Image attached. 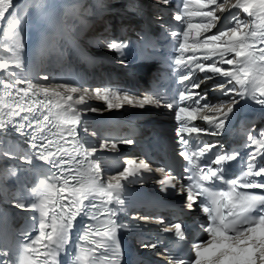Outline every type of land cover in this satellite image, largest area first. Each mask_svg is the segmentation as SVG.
I'll return each mask as SVG.
<instances>
[{
	"label": "snow or ice",
	"instance_id": "snow-or-ice-1",
	"mask_svg": "<svg viewBox=\"0 0 264 264\" xmlns=\"http://www.w3.org/2000/svg\"><path fill=\"white\" fill-rule=\"evenodd\" d=\"M169 4L170 0H156L153 6ZM33 7L46 25L34 54V62L40 63L60 33L52 27V5L45 0H33ZM14 8V0H0V22L7 20L11 40L2 46V52L8 55L0 54V73L10 77L0 76L3 89L0 135L15 131L25 136L26 130H31L32 152L17 156L0 149V157L19 159L35 167H40L35 161H42L49 166L43 170L46 179H40L31 189L35 200L29 202L22 191L10 193L2 187L8 177L19 181L16 168H8L0 175V191L5 199L21 210L38 214V218L32 217L34 224L38 223L37 234L31 237L26 231L21 232L25 241L19 248L18 264H57L59 254L67 252L75 220L81 215L96 223L85 226L73 264H121L117 234L126 225L119 222L117 214L127 203L125 185L142 183L143 173L152 169L144 159H127L122 171L110 176L107 183L101 179L102 165L94 158L96 149L82 144L78 133L81 127L78 106L87 108L86 97L90 96L103 100L108 110L121 109L124 105L141 109L154 105L175 111L178 155L187 162L183 169L188 173V183L181 185L179 191L186 192L184 207L189 211L199 204L207 224L200 226L206 239L193 242L189 255L176 258L170 249L164 250L168 264H264V128L241 131V137H246L242 141V147L247 149L244 157L236 149L225 150L223 144L201 142L203 135L217 136L224 132L241 101L259 105L258 111L264 116V0H182L172 16L182 28L171 31L157 17L162 30L170 31L176 42L170 67L178 77L175 83L179 87L178 96L174 93L171 98L159 92L135 96L110 86L81 89L67 82L40 83L31 73L23 74L27 70L22 58L25 45L21 25L25 21ZM92 14L89 9L74 5L64 11L61 19ZM97 43L123 57L128 42L99 38ZM120 63L125 60L120 59ZM197 72L203 77L198 78ZM41 79L49 81V76L45 74ZM213 80L216 82L211 89L229 99L213 104L208 102L206 93L201 94L202 85ZM77 93L82 94L74 95ZM197 120L207 127L198 126ZM108 145L105 141L101 148ZM117 147L116 142L111 143L113 150ZM237 161L241 165L240 174L228 179L226 173ZM155 171L163 177L157 181L161 192L177 188L179 178L171 171L163 168ZM255 189L261 191H252ZM113 204L120 207H111ZM153 222L164 224L163 219ZM164 231L185 239L181 223ZM143 247L155 249L157 245L149 243ZM7 256L8 252H0V257ZM0 264L9 261L2 259Z\"/></svg>",
	"mask_w": 264,
	"mask_h": 264
},
{
	"label": "bare ground",
	"instance_id": "bare-ground-1",
	"mask_svg": "<svg viewBox=\"0 0 264 264\" xmlns=\"http://www.w3.org/2000/svg\"><path fill=\"white\" fill-rule=\"evenodd\" d=\"M53 1H56L57 3H62V0H47L48 4L52 3ZM15 2V8L19 5H21L20 7H22L23 5H27L29 4L28 7H30V2L31 0H14ZM15 8L13 9V11H15ZM26 10H23V8H21L20 11H22V16L24 18V24L21 25L22 28V37H23V42H24V51L22 53V58L24 59L26 56H28L29 53L33 54L36 52L37 46L39 44L38 41V37L36 35V31H33L32 27H30V25L28 24L31 21V13L27 12ZM7 16V14H6ZM7 20L0 22V35H2L3 39H5V42H7L6 44H10L11 40L9 35L7 34ZM33 31V32H32ZM55 48L54 46L52 48L49 49V51L47 52L46 55H48L49 52L53 51ZM0 54L3 55H8L7 53H3L2 52V48H0ZM49 58L48 56H46V58L44 57V62L42 64V61L40 63H36L35 65V69L34 70H26V73L23 74H27V73H31L32 77L34 80H38L40 83H52V84H57L55 83V80L57 78V75L59 73V70L61 68V64H63L66 59L60 58V59H56L53 60L51 63H46L45 59ZM22 74V75H23ZM45 74H47L49 76V81H43L41 79V77H43ZM0 76H2L3 78H5L6 74L4 73H0ZM23 87V85H21ZM2 87H0V91H2ZM76 96H78L79 94H74ZM87 100V108H96L97 111L92 112V111H88L87 108L85 106H78L81 111H80V116H82L81 118V126H84L87 124L86 121V116L87 115H92V116H101L110 112L115 111V109H111L108 110L105 103H103L101 100L96 99L95 97H86ZM88 132V130L86 129V133ZM81 134V132H80ZM90 135V134H88ZM12 146H15L12 144ZM97 150V149H96ZM18 153H21V151H18Z\"/></svg>",
	"mask_w": 264,
	"mask_h": 264
}]
</instances>
